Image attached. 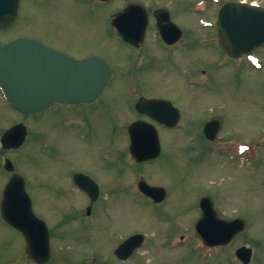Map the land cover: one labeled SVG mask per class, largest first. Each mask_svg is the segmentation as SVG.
I'll use <instances>...</instances> for the list:
<instances>
[{
  "label": "rangeland",
  "instance_id": "rangeland-1",
  "mask_svg": "<svg viewBox=\"0 0 264 264\" xmlns=\"http://www.w3.org/2000/svg\"><path fill=\"white\" fill-rule=\"evenodd\" d=\"M144 1L151 15L160 8L170 10L171 19L185 31L182 49L171 54L159 45L151 27L144 43L147 64L117 37L112 20L128 3L140 0L106 5L20 0L14 25L0 31L2 40L33 37L75 59L96 55L111 70L98 101L91 108L77 106L94 124L84 129L63 121L78 115L76 110L62 107L56 115L49 110L40 118L22 116L0 97V137L17 123L30 130L18 150L4 151L0 144V264H34L27 258L23 235L1 216L2 190L9 179L5 158L14 162L35 214L49 228L52 256L46 264H230L214 263L208 254H200L207 262L199 259L194 236L203 196L219 199L215 209L223 219L243 216L244 234L264 236V46L256 51L255 63L248 58L228 60L216 47L194 43L210 42L216 34L204 24L215 16L203 0ZM196 1L199 10L194 15L188 8ZM189 43L196 48L190 50ZM140 95L171 100L181 109V119L174 131L157 126L160 157L135 163L127 159V127L138 118L148 120L135 109ZM36 120L44 123L35 125ZM212 120L220 123L214 143L203 134ZM249 154L261 157L259 172H252L251 157H234ZM73 168L87 169L106 183L91 215L86 214V196L65 184L64 176ZM142 179L164 189L162 205L150 204L139 193ZM136 233L146 236L143 247L119 261L114 250Z\"/></svg>",
  "mask_w": 264,
  "mask_h": 264
},
{
  "label": "water",
  "instance_id": "water-1",
  "mask_svg": "<svg viewBox=\"0 0 264 264\" xmlns=\"http://www.w3.org/2000/svg\"><path fill=\"white\" fill-rule=\"evenodd\" d=\"M19 1L0 0V30L11 27L15 22ZM114 25L122 39L135 44L144 38L147 17L140 5L133 4L117 16ZM218 29L224 52L232 57L250 53L264 44V8L238 2L228 3L219 14ZM161 33L166 41L174 42L181 31L178 29L170 33L166 25ZM109 77V67L99 57L76 60L33 38L17 37L9 42L0 40V87L12 106L21 112L37 113L55 102L92 103L100 96ZM137 109L159 123L171 126L176 125L180 116L170 102L163 100L147 103L141 100ZM142 125L151 124L138 121L130 127L133 136L131 151L140 162L160 154L155 129L146 126L149 132L142 131ZM219 125L218 121L206 125L205 134L209 139L216 138ZM26 134L25 126H14L2 136L3 147L19 148ZM5 168L14 170L13 163L7 160ZM140 188L157 201L164 198L162 189L151 188L146 183H141ZM90 195L96 199L97 190L94 188ZM201 207L204 217L197 225L198 233L219 236V239L203 238L207 244H226L243 230L244 223L241 220L226 222L218 219L212 203L203 201ZM1 211L5 221L25 237L27 256L37 264L48 263L51 259L49 230L46 223L35 215L21 177L14 176L7 185ZM143 242L144 236L140 234L128 238L115 250L116 257L123 261L129 259Z\"/></svg>",
  "mask_w": 264,
  "mask_h": 264
},
{
  "label": "flooded vegetation",
  "instance_id": "flooded-vegetation-1",
  "mask_svg": "<svg viewBox=\"0 0 264 264\" xmlns=\"http://www.w3.org/2000/svg\"><path fill=\"white\" fill-rule=\"evenodd\" d=\"M86 1H89L92 4L94 3V1L100 2V0H86ZM204 1L207 2L208 7H212V9H211L210 12L217 13V14L219 13L221 7L218 8V11L217 10L215 11L214 8H213L214 7V4H212L213 1H211V0H204ZM192 5H193L192 7H189L188 8V11L190 13H193L195 15L196 14V11H197V8H198V1H196ZM160 10H165V9L160 8L157 11H154L153 12V19H154V23H155L156 27H157V18H159L158 15L160 13ZM169 14H170V17H171V12H169ZM164 15H162V17H164ZM162 17L160 16V20L162 19ZM163 24H164V21H163ZM144 43L145 42L143 41L137 47H135V48L134 47H130V49L132 51H134V52L139 53V54L133 53L134 55L144 56V59H145L146 64H147L150 61V59L146 55L147 49H146V46H145L146 44L144 45ZM194 43L198 45L197 42H194ZM189 44H191L190 50L196 48V45L195 44H193V43H189ZM159 45L162 46V49L163 50H166L167 52H169L171 54L176 53V51L182 49V47H181L182 46V43L181 42H179L177 44H174V45H167V44L163 43L162 41H160L159 42ZM171 56L174 57L173 55H170L169 57H171ZM218 65H219V63H218ZM141 98L146 99L144 97V95H140L139 96V99H141ZM150 98H147V99H150ZM152 98H157V97H152ZM164 99H166V98H164ZM94 104L95 103H92V104H78V105L61 104L59 106H56V107L53 106L50 109L45 110L44 111L45 113L42 112V113L35 114V115H31V116L39 117L40 118V117L43 116V113L45 115L47 113V111H49V110H52L51 111V114L52 115H56V114L59 113V111H60V109L62 107H64L65 110H76L77 109V106H83V107H90L91 108V106H93ZM89 109H87V110H89ZM76 111H78V110H76ZM78 113H79L78 115H73V117H68L69 119H65L64 118L63 121L68 124L66 126H70V127L71 126H73V127L77 126V127H80L82 129H84V128H86L87 125H92L93 124L92 121H91V118H90L91 116L88 113H85V111H78ZM34 123H35V125H39V124H43L44 122H40L39 123L36 120ZM17 124H22V123H17ZM23 125H25V124H23ZM101 126H106V125H101ZM160 127L163 128V129H165V130H173V131L175 130V129L166 128L164 126H160ZM29 131H28V133H29ZM127 133H128V128H127ZM107 136H109V134ZM128 139L130 141L129 134H128ZM2 154H4V152ZM261 163H262V161H261V158L260 157H258L257 155H252V159L249 161V165L253 167V169H252L253 171L252 172H259L260 169H261ZM85 164H87V163H85ZM85 168H88V167H85ZM4 172L6 174H8V178H9L8 179V182L12 178L13 174L16 173V172H7V171H4ZM88 172L89 171H87V169L85 170V169H80V168H73V169L69 170V172H68L69 175H66L65 174V176H64L66 178V181H67V182H65V184H68V187H70L73 191H76L78 193H82V194H84L86 196V204H87L86 205V214H88V210H90V213L92 212V209L95 208L96 202L98 201L99 198L97 200L93 201L91 199V197L89 196L88 192L84 191L79 186V184L76 181V176L78 174H83V175L87 176L90 180H92L98 186L99 197L103 193L102 192L103 191V188L106 186V183L105 182H101L100 180L91 177L90 176L91 174H89L90 172L89 173ZM50 177H52V176H50ZM46 178L47 179H46V183L45 184L46 185H49V182H47V180L50 181L49 180V177H46ZM84 182L86 184H89V187L92 190L93 187L91 185V182L89 180L88 181H84ZM25 185H26V183H25ZM130 185L131 184L129 183V186ZM5 186H4L3 190H2V194H3V191L5 189ZM127 187H128V185H127ZM131 189H132V186L130 187V189H129L128 192H130ZM207 197H208V202H213L214 207H215L216 202L219 201V199L216 201L211 196H203V197L200 198V202L198 204V208L199 209H200V206H201L202 201L205 198H207ZM219 217H220V215H219ZM220 218L223 219L222 217H220ZM243 218H244L243 216H240L239 215V216H237L235 218H231L230 220H227V221H233V220H236V219H243ZM243 220H245V219H243ZM244 231L241 232V233L236 234L235 236H233L232 240L228 244H226V245H215V246L203 247V249L199 252V259H200V261L201 262H207V260L204 259V256H205L204 254H208L209 258L214 263L215 262L219 263V262H223V260H227L230 264H264V236L258 237L259 239H256V237L253 236V234H246V233L244 234ZM242 249L244 250V252H246V256H245L246 258H245V260L247 259V257H250L249 260H248L249 261L248 263H246L245 260H243V258L242 259H239L237 257L238 251L239 250H242ZM200 254L201 255H204V256H201Z\"/></svg>",
  "mask_w": 264,
  "mask_h": 264
},
{
  "label": "bare ground",
  "instance_id": "bare-ground-1",
  "mask_svg": "<svg viewBox=\"0 0 264 264\" xmlns=\"http://www.w3.org/2000/svg\"><path fill=\"white\" fill-rule=\"evenodd\" d=\"M45 113V112H44ZM44 113H43V115H44Z\"/></svg>",
  "mask_w": 264,
  "mask_h": 264
}]
</instances>
